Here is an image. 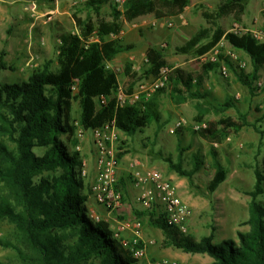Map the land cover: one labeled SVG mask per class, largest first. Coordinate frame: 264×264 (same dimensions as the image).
Wrapping results in <instances>:
<instances>
[{
    "label": "trees",
    "instance_id": "trees-1",
    "mask_svg": "<svg viewBox=\"0 0 264 264\" xmlns=\"http://www.w3.org/2000/svg\"><path fill=\"white\" fill-rule=\"evenodd\" d=\"M111 2L86 1V6L96 14V21L73 14L79 33L62 34L57 71L50 72L49 61L27 78L0 84V135L14 143L11 147L0 140V181L8 192L0 196V218L6 217L16 225L25 242L36 253L39 264L137 262L130 248L124 247L120 239L114 237L107 221H95L90 216L87 203L91 193L86 177L82 175L81 155L76 150L70 151V145L80 143L75 122L86 130L115 122L118 130L133 135L164 118L161 96L165 92L160 89L134 104L119 105L117 102L114 93L119 86L118 77L107 63L132 50L134 45L119 38L123 30L121 10L112 6V19L102 17V7ZM189 3V0H125L123 8L127 18L134 20L162 11L174 14ZM247 4V0H222L213 10L201 5L202 16L208 26L200 28L176 50L181 54L202 56L225 40L250 57L252 72L247 73L227 55L204 63L197 73L180 67L172 68L167 85L170 87L168 96L173 103L183 104L188 100L204 98L206 95L199 87L210 71H217L223 65L255 95V82L264 72V41L258 40L249 31L243 34L228 31L220 23L222 18L231 15L241 22ZM94 31L99 36V42L88 43L87 38ZM112 34L118 37L108 40L107 37ZM6 69L13 70L14 67L8 66L2 59L0 72ZM126 75L125 92L131 93L139 80L132 72L131 63H127ZM103 95L108 97V101L99 104L97 98ZM75 101L79 103L80 110L77 119L73 116ZM235 102V97H228L215 107L216 112L224 114L235 106ZM196 109V121L206 123V126L193 132L212 144L210 155L214 175L208 190L213 193L229 174L214 144L223 143L245 126H253L262 135L264 131L257 123H250L246 113H240L238 118L223 116L207 121L206 115L210 110L203 103H198ZM35 147L42 148L43 153L37 154ZM127 152H120L118 158L122 159ZM194 158L192 170H185L181 161H167L179 175L192 178L203 163L199 155ZM256 174L255 189L248 193L251 201L249 219L245 223L250 229L239 231L238 241L228 238L216 244L214 231L198 239L192 233L182 232L168 224L165 215L154 209L143 210L140 215L147 216L149 224L163 232L164 247L207 254L214 259L212 264H264V204L258 200L264 192V168L257 170ZM116 186L126 191L125 181Z\"/></svg>",
    "mask_w": 264,
    "mask_h": 264
},
{
    "label": "rangeland",
    "instance_id": "rangeland-1",
    "mask_svg": "<svg viewBox=\"0 0 264 264\" xmlns=\"http://www.w3.org/2000/svg\"><path fill=\"white\" fill-rule=\"evenodd\" d=\"M32 1L0 0V4L17 6L19 8L17 12L20 13L21 10V14L25 15L27 20L32 21V23L39 19L42 20L41 24H39L41 26L34 23L32 26L34 28L31 30L27 29L23 37L17 31L23 42V47L18 52H10L12 60H9L8 63H6L5 57L9 46L7 44L3 46V50L0 52V62L3 59V62L8 66H13L14 69L1 70L0 84L15 83L20 81V79L27 78L33 71L43 68L49 61H51L49 64L50 72L57 71L59 69L57 51L61 42L56 41L59 34L53 35V33L60 31L62 33L72 32L78 34L79 30L73 18L74 13H77V16L82 18L97 20L94 11L86 6V1L88 0H47L48 2H53L54 7L52 4L49 7L50 9L53 8L55 12H47L41 16L39 2L36 1L37 8L33 12L31 10ZM124 1L112 0L111 3L102 7L101 13L102 17L111 20L112 6H116L123 12V30L119 38L124 43L133 44L134 48L119 54L107 65L117 74L119 86H122L125 91L128 81L126 75L127 63L132 64V72L135 73L139 80L131 93H125L128 96L127 104H134L132 96L140 92V86L145 85L151 88L162 76L163 68L180 67L186 71L198 72L204 64L199 56L181 54L177 52L176 48L183 45L200 28L208 26L202 16L201 5L213 10L218 7L222 0H189L190 3L187 6L174 14L162 11L163 13H151L134 20L127 18L123 8ZM247 2V11L241 22L236 21L231 15L222 18L220 23L228 31L234 32L236 29H242V32L255 30L261 37V41H264V0H247ZM175 10H178V8ZM180 15L184 16V23H182ZM172 21L175 22V26L168 27L167 24ZM92 35L98 34L94 31L90 36ZM117 37L112 34L107 39ZM24 52L25 54H23ZM232 54L235 58L231 57ZM220 55L230 56L246 72H252V63L240 56L238 51L225 40L209 53L210 58L216 57L218 59ZM32 57L34 58L33 61L30 60ZM19 59H25L24 64H20ZM34 61H36L35 64H33ZM217 76L222 80L230 77L229 69L227 76L223 74ZM212 81L214 82V79ZM255 86L256 93H259L258 95H243L246 97L244 104L240 107L243 113L247 111L245 110L247 107H249L247 114L250 112L254 113L253 107L258 100L260 101L258 107H260L261 103L264 104L263 71L261 72V77L255 82ZM158 89L165 92L161 96L164 115L161 122H153L150 126L137 131L133 135L116 130L117 140L115 143L119 150L118 153L129 152L126 153L128 156L122 162L128 168V171L122 177L126 183V191L123 192L117 187L122 192L123 198L121 205L112 213H109L96 200L91 190V185L94 181L89 173V160L91 158L94 162L96 161L97 169V145L93 130H86L78 122H75L80 143L76 146L70 145V151L76 150L80 152L82 159L81 170H87L85 177L91 193L87 203L90 214L91 212L95 213L99 215L101 220L107 221L114 235L116 234L119 239L133 240L136 238V224L137 221H140L142 236L138 238L137 247L145 248L147 257L137 259L135 264H148V262H155L160 259H170L177 264H212L214 259L207 254L187 253L181 249L162 245L163 232L151 226L147 216L140 215V212L145 210V208H142L143 206L138 203V197L143 191V185L137 184L139 175H143L152 169H158L174 183L178 189L179 196L190 208L188 233H192L198 239H201L214 231V242L216 244H219L222 239L228 238L238 241L237 233L239 231L246 232L250 229V226L245 223L249 219V204L251 201V196L248 193L255 189L257 170H263L264 168V136L257 145L258 134L253 132L254 130L250 127L244 130L242 134L232 133L225 139L223 145L215 146L220 150L221 161L229 169V174L226 182L223 185L221 184L215 192L211 193L208 190V185L214 175L212 157L210 155L212 145L193 132L198 126L206 124L196 121L198 110L195 108V101L190 100L183 105L177 106L176 109H179L181 113L179 119H184L185 124L172 133L170 132V127L173 126L177 119L173 121L175 117L166 113V110H170L174 105L168 96L170 87L166 83ZM145 93L147 92L141 93V98L145 96ZM249 97L251 100L248 104ZM219 100L221 99L219 98ZM97 102L100 104L99 98H97ZM79 114V103L75 101L73 116L77 119ZM259 115L261 113H258ZM214 117L216 118L215 115ZM236 117L238 116L236 115ZM252 120L255 119L253 118ZM262 130L264 131V125ZM0 140L14 147V143L8 138L0 135ZM253 140L255 143H252L254 142ZM34 150L37 154H42L44 151L39 147H35ZM195 155H199L203 163L192 178L179 175L170 168V163L167 161V159H171L174 163L181 161L185 170H192ZM120 163L121 159H119V166ZM117 176V184L122 185L119 170ZM130 184L135 185L139 189L137 201L133 203L126 196L128 185ZM6 189L4 183L0 181V196L8 193ZM258 200L264 204V192L258 196ZM0 264H39L36 253L25 242L21 231L6 217L0 218Z\"/></svg>",
    "mask_w": 264,
    "mask_h": 264
},
{
    "label": "built area",
    "instance_id": "built-area-1",
    "mask_svg": "<svg viewBox=\"0 0 264 264\" xmlns=\"http://www.w3.org/2000/svg\"><path fill=\"white\" fill-rule=\"evenodd\" d=\"M31 6V10L35 12L37 8L36 0L32 1ZM180 19L182 20V23L185 22V18L183 15H180ZM167 26L173 27L175 26V22L172 21L168 23ZM247 31L251 32L254 37L261 41V37L255 30ZM245 32H242V29H236L234 31V33L236 34H243ZM95 41H99L98 35H92L87 38L88 43H92ZM210 52L205 55L199 56V58L204 63L218 60L216 57L210 58ZM231 57L235 58L233 54ZM220 70L223 75L227 76L228 68L225 65H223ZM171 71L172 68H163L162 76L158 79V81L154 83L151 88H148L145 85H141L140 92L135 93L132 96L134 100L132 101L134 103L138 102L141 98L142 92H147L145 93V95L149 96L158 88L163 87L167 83ZM115 97L119 105L127 104L126 100L128 96L122 86H118ZM99 100L100 103H106L108 101V97L103 95L99 98ZM184 124V119H177L174 122L173 126L170 127V132L174 133L177 129L183 127ZM201 126H206V124H203ZM201 126H198L197 129ZM116 130L118 129L115 126V122L108 123L101 128L93 130L97 145V173L94 181L92 182L91 190L96 200L100 204H102L109 211V213H112L121 205L123 198L122 192L118 190L116 186L118 181L117 174L119 167V150L117 149L115 143L117 140ZM82 173L84 176H86L87 170L83 169ZM137 175H139V173H137ZM137 184L143 185V191L138 197V201L143 206V208L151 210L154 209L158 213H163L168 224L179 228L182 232L188 233V223L191 214L190 208L179 196L178 189L174 185V183L169 178H167L162 171L158 169H152L145 172V174L143 175H139V181L137 182ZM90 216L95 221L101 220L99 215L95 213L91 212ZM135 234L136 238H134L133 240L120 239V241L124 247L130 248L133 257H135L136 259H143L144 257H147L146 249L143 247H137L138 238H141L142 236L140 221H137ZM114 237L119 239L116 234L114 235ZM148 264L177 263L170 259H160L155 262H148Z\"/></svg>",
    "mask_w": 264,
    "mask_h": 264
},
{
    "label": "crops",
    "instance_id": "crops-1",
    "mask_svg": "<svg viewBox=\"0 0 264 264\" xmlns=\"http://www.w3.org/2000/svg\"><path fill=\"white\" fill-rule=\"evenodd\" d=\"M36 1H38L39 5H40V16L47 13V12H53V11L55 12V10L53 8L50 9V7H49V5H51V4L53 5V2H52L53 0L51 2H48L47 0H36ZM53 7H54V5H53ZM18 9L19 8H17V6H11L8 4H0V52L3 50V46L5 44H7L9 46L8 51L6 52V57H5L6 63H8L9 60H12L10 52H12V51L18 52V50H20V49L22 50L23 42L20 39L19 34H17V31H19L20 36L23 37V35L26 33L27 29L31 30L34 28V27H32L34 23L39 25L42 22V20L39 19V20L35 21L34 23H32V21L27 20V17H25V15L21 14V10H20V13H18L17 12ZM53 25H55V24L53 23ZM39 26H41V25H39ZM62 34H64V33L60 32V31L53 33V35H58V37L56 38V41L61 42ZM236 50L238 51V54L240 56H242L243 58L246 59V61H249L250 63H252L250 57L243 50H241V49H236ZM57 53H59V51H57ZM21 54H22V52H21ZM23 54H25V52ZM30 60L33 61L34 58L32 57ZM18 61L20 62V64H24L25 59H19ZM35 62L36 61H34L33 64H35ZM200 70H201V67L198 70V72H200ZM252 70H253V67H252ZM229 73H230V77L224 78V80H222V79H220V77L217 76V75L222 74L220 69L217 71H210L207 78L203 82V84L199 87L201 90V93L203 95H206V96L204 98H200L198 100L192 99L195 101V108H196V105L198 103H203L204 106L206 108H208V110H210L208 112V114L206 115V120H208V121L217 120V119H219L225 115H229V116L238 118L240 113H243V112H241L242 110L240 108L242 106V104H244V101L246 99V97L243 95L249 94L250 96H256L259 94V93H255V95H252L250 90L237 80L236 76L234 75V73L232 71L229 70ZM212 79H214V82L212 81ZM231 96H234L236 99L235 106L230 108L229 110H227L224 114H218L216 112L215 107H217L220 103L224 102L227 97H231ZM218 97L221 100H219ZM250 100L251 99L249 97L248 104H249ZM188 101H190V100H188ZM187 102H185V103H187ZM185 103H183V104H185ZM259 103H260V101L258 100L256 102V105H254V107H253L254 113L250 112L249 114H247L249 107H247V109H245L247 111H245L244 113L247 114L248 120L250 123H257L262 129L263 125H264L263 124L264 123V104L261 103L260 104L261 108H260V107H258ZM183 104H175L174 103L173 108H170V110H166V113H169L170 115H173V117H175L173 121H175L176 119H179V117L181 116L180 110L176 109V108H177V106L183 105ZM210 113H212V114H210ZM258 113H261V115L258 116ZM214 115L216 116V118L214 117ZM236 115L238 117H236ZM208 117H209V119H208ZM253 118L255 120H252ZM250 127L254 130L253 132H256L258 134V138L256 140L257 145H258L260 143V141L263 139L264 133H263V135L258 133L253 128V126H245L238 133V135L242 134L244 130L249 129ZM201 139H203V138H201ZM252 143H255V141ZM223 144H224V142L221 144H214V145L217 146V145H223ZM127 156H128V154H126L121 159V163H120V166L118 169L119 170V177L121 178V180H123L122 177H124L125 172L128 171V168L122 163L123 160H125L127 158ZM89 167H90L89 173H90L91 177H93V179H95L96 172H97L96 161L94 162L92 158L89 160ZM225 182L226 181H224L222 183V185ZM138 192H139L138 187L130 184V185H128V191H127L126 196L133 203V202L137 201Z\"/></svg>",
    "mask_w": 264,
    "mask_h": 264
}]
</instances>
